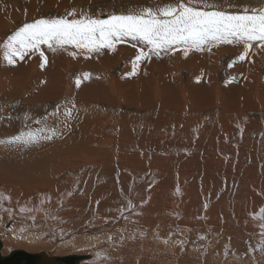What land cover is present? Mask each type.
Listing matches in <instances>:
<instances>
[{"label":"rangeland","instance_id":"obj_1","mask_svg":"<svg viewBox=\"0 0 264 264\" xmlns=\"http://www.w3.org/2000/svg\"><path fill=\"white\" fill-rule=\"evenodd\" d=\"M168 2L170 0H161L162 4ZM208 2L219 3L220 0H208ZM232 2L234 7L231 10L233 11H238L245 6H257V0H251L250 5L249 0H240L239 4H236V0H232ZM155 3L156 0H0V45L23 23L38 18L65 16L72 9H76L77 13L83 10L104 17L111 12H127L132 8ZM224 6L229 7L227 3ZM133 44H136L137 47H133ZM139 45V42L129 39L126 42L118 43L113 48L115 50L118 48L117 52L113 49L87 52L66 46L65 48L68 49L66 51L71 54L75 52L76 55H72L71 62L64 64L60 70L61 75H58V78H62L63 87L59 89L58 83L54 88L56 92L54 91V96L51 98H46L53 93L49 90L52 85L48 83L53 80L51 72L57 69L52 58L54 55L55 58H60V54L65 48L53 52L47 46L41 45V51L47 57V63L42 69L39 52H30L25 55L23 60L15 58L16 63L9 65L3 59L4 49L0 47V122L7 118L11 120V123H14L13 126L5 128L10 129V132L6 130L4 133H0V139H6L28 130L43 129L41 134L44 135L48 134V129L54 128L60 134L63 126L69 124L68 132L63 129L61 136L57 135L50 140H41L44 142L42 144H34L41 149L50 141L59 140L62 143H58L54 149L62 150L67 147L68 139H72L71 146H74L79 138V132L76 129L77 133H75V128L70 122L74 119L77 122L88 119V123L85 122L83 126L89 144L85 146L93 149L87 152L76 146L75 150L67 149L61 154V160L70 163L71 166H65V169L57 173L56 181L52 180L55 186L60 183L63 188V183L67 179L80 180L81 186L73 190V195L66 194L68 196L61 206L59 205V192L54 196L53 204L50 205L48 202L40 204L41 208L51 210L52 214L59 218V220L53 219L52 222V228L56 227L60 230L57 242L52 237L53 232L44 227L43 220H37L36 225H41L51 234L45 233V230L41 231L42 227L41 230L33 228V230L21 232V226L25 228V226L32 225L30 221L20 219L18 211L11 218L7 214V195L15 197L22 192L23 197L39 198L41 193L38 190H41L42 187H36V184L32 183L31 186H35V190L30 191L23 185L17 188L14 186L15 184L9 185L0 180V193H2L0 196L4 197L3 200H0V238H5L3 232L12 230L14 231L12 235L19 240L18 243H14L15 245L5 242L6 248L4 245L2 246V254L6 255L12 249H22L29 253L46 251L51 255L61 256L87 254L90 255L89 264H100L99 261L103 259L104 255L110 257L108 264H264V251L258 248L262 239L261 232L252 222V218L255 216H250L249 209L256 205L264 207V186L262 185L264 184V106L259 107V104L261 105L260 98L264 102L260 95L264 94V49L256 48L254 43L255 53L240 61L237 57L243 51L242 45L222 44L215 47L214 55L211 54V56H215L212 65L207 59L208 54L212 52L205 50L201 53L189 50L185 55L184 49L178 47L175 52H162L159 57L151 55L150 61L149 58L142 60L133 71L132 62L138 54V48L141 47ZM143 48L146 52L148 51L147 47ZM153 58L157 59L152 63ZM192 59L197 60L198 64ZM98 60L104 61V63L96 64L95 69L98 70L97 68L102 67L98 73L103 77L107 74V78L110 79L109 83L111 80L120 81L123 83V87L127 88L139 81L146 82L147 77L150 76V79L154 78L158 81L154 84H163L165 87L159 88L160 91H157V99L152 107H147V103L142 104L143 102L136 106L130 104L129 100L132 101L136 96L135 90L129 93L130 97L126 99L120 97L115 100L109 90L102 94L103 97L108 96L109 101L101 99L102 101L99 102H91V98L82 93L81 96L84 97L82 103L87 102L88 106H86L87 109L80 107L71 98L75 97L77 100V97H80V92L84 90L81 87L82 83L87 85L89 82V79H84V73L89 75L91 64ZM29 62L30 67L35 66V71L32 70L28 75L23 72V69ZM229 63L233 65L231 68L228 67ZM247 64L250 65L248 72L244 68ZM242 68L243 70H241ZM240 70L242 75L247 74V76H240ZM103 77L96 79V75L94 76L95 87L105 79ZM13 78L16 80L14 81ZM20 78L25 81L16 82L20 81ZM77 79L82 80L78 87ZM42 80L47 83V88L44 91L45 97L40 94L37 98L32 97L34 88L41 85ZM241 83L248 84L250 87L256 86L260 90L258 105L252 100L254 97L245 99L247 97L245 89L242 91L243 96L237 97V88ZM14 84L19 87H15ZM207 85L217 88V100H215L214 91L210 96H205L201 100L204 87ZM178 86L181 87L183 96H185L178 101L179 103L183 101L182 107L176 109L173 107V103L170 104L166 101L164 95L167 93V89L175 91ZM39 91L41 89L36 93ZM223 95L225 100L222 99ZM69 99L72 104H68ZM232 99L234 101L232 109L228 110L223 103H231ZM234 103L235 105H233ZM71 107L74 112L69 118L63 112ZM81 114H85L84 119ZM3 122L5 123V121ZM19 149L20 146H16L17 155L11 154V149L0 150V167L5 168L0 174L11 170L19 171L18 175H11L14 183L34 178V175L22 163V157L29 163L34 162V158L40 159L44 163L49 161H45L48 159L47 150L41 155L30 157L29 153L25 154L26 148L23 152ZM49 151L58 154L56 151ZM93 151H96V154H91ZM72 152L79 156L74 158L75 156L71 155L68 159L70 161L66 160L68 153ZM116 156H120L116 160L122 161L115 162ZM25 169L26 171H24ZM130 170H135L133 176H131ZM249 179L252 180L250 184L248 183ZM133 180L137 182L132 193L140 187L143 189L144 195L149 188L148 185L153 182H155L154 190H157V185L169 189L181 187L184 196L188 197L190 212L185 217H180L181 213L176 214L178 210L175 212L170 208V211H167V222L158 225L160 231H156L155 238L151 234L143 232L144 234L141 235L136 231L132 232L130 237L121 238L118 232L119 220L115 216L119 211L129 210L128 196L131 192L129 186ZM107 186L113 187L115 195L113 194L112 200L105 205L98 202V206L86 203L88 198L95 199V192L107 189ZM47 187L50 189L49 185ZM47 187H44V190L48 189ZM206 191H208L209 198L206 205H202L199 201L200 193ZM82 193L86 194V199L81 206L76 208V204L73 206L69 200ZM99 196L102 194L97 195V197ZM81 198L83 199V197ZM171 200L172 196L168 195L167 208L171 207ZM201 201L204 202V199ZM125 202H127L126 205ZM212 202H214L213 207H207ZM69 208L70 211L74 210L75 212H70ZM96 210L99 215H96ZM100 212L111 213L109 216H102ZM211 212L214 213V216ZM260 216L262 218V215ZM178 217L179 219L175 220ZM206 217L207 221L204 220ZM172 218L174 219L172 220ZM210 218L213 220L211 221ZM60 220L65 222L60 223ZM184 220L188 222H184ZM177 222L183 223L178 225ZM257 223L259 226V222ZM211 224H214L215 227ZM155 227L157 228V225ZM157 232L160 234V239H156ZM24 233L40 235L42 240H38L47 242V245L42 243L41 245L36 244V247L34 245L26 248L20 240L30 241V239L23 238ZM124 233L128 234L126 228ZM109 236H111V240L108 239ZM145 236L157 244L158 241L165 240L168 243H161L160 249L158 247L154 252L152 251L154 256L147 254L146 257H138L137 253L141 251L139 245L135 244L133 247H129V245L132 241L136 242L139 239L145 241ZM200 237H204V239ZM176 241L184 242L183 250ZM165 246V249L169 250H162ZM226 247L227 253L225 252ZM176 248L177 250H175ZM98 252L102 254L99 260L97 259Z\"/></svg>","mask_w":264,"mask_h":264},{"label":"snow or ice","instance_id":"obj_2","mask_svg":"<svg viewBox=\"0 0 264 264\" xmlns=\"http://www.w3.org/2000/svg\"><path fill=\"white\" fill-rule=\"evenodd\" d=\"M226 3L229 5L227 8L224 6ZM239 3L240 0H236V4ZM232 7V0H220L219 3H209L208 0H170L163 4L161 0H156L155 4L132 8L122 13L111 12L104 17L83 10L77 13L76 9H72L65 16L38 18L23 23L7 36L0 47L4 49L3 59L9 65L16 63L15 58L23 60L26 54L39 52L42 69L47 63V57L41 51V45L47 46L53 52L66 46L87 52H100L101 49H113L118 43L129 39L148 49L146 52L143 47L138 48V54L132 62L133 71L142 60L150 58L151 55L159 57L162 52H175L178 47H182L187 55L189 50L202 53L205 50L211 52L213 47L222 44L242 45L243 51L237 59L243 61L248 57L249 51L253 50L254 43L256 48L264 49V0H257L256 7L245 6L238 11L231 10ZM133 47L137 45L133 44ZM72 55L75 56L76 53L73 52ZM232 66V63H229L228 67ZM87 78L88 73H85L84 79ZM80 82V79L76 80L77 87ZM65 115L70 118V110H66ZM43 131H21L6 139H0V144L27 147L59 135L54 128L48 129V134L42 135ZM3 199L4 197L0 196V200ZM40 203L43 204L44 201ZM128 208L132 209L131 200ZM19 211L43 212L47 218L59 219L51 210L39 206H21ZM8 213L11 218L10 209ZM260 213L264 218V208L260 209ZM31 219L34 220L35 216H31ZM260 227L262 239L258 248L264 251V224ZM20 231H25V228L21 226ZM108 239L111 240V236ZM164 243L168 241L165 240ZM176 243L180 244L183 250L184 242ZM225 252L227 253V247ZM101 255L97 253L98 260ZM109 260L110 257L104 255L100 264H108Z\"/></svg>","mask_w":264,"mask_h":264},{"label":"bare ground","instance_id":"obj_3","mask_svg":"<svg viewBox=\"0 0 264 264\" xmlns=\"http://www.w3.org/2000/svg\"><path fill=\"white\" fill-rule=\"evenodd\" d=\"M26 12V11H25ZM2 19V18H1ZM10 19V18H9ZM66 50H68L67 48H65V49H63L62 50V52H61V54H60V58H55V55H54V58H52V60L54 61V63L56 64V66H57V69L54 71V72H51L52 74V78H53V80L50 82V83H48L49 85L51 84L52 86H51V89L49 88V90H50V92L52 93L49 97H46V98H51V97H53L54 96V93L56 92L55 90L56 89H54V88H56L57 87V85H58V83H59V89H61L62 87H63V83H62V78L60 79V77L58 78V75H61V73H60V70L64 67V64H67L68 62H71V60L73 59V57H72V54L70 53V52H68V51H66ZM113 50H115V49H113ZM116 52L118 51V48H117V50H115ZM114 51V52H115ZM213 51H215V47H213V49H212V53H207L208 54V56H207V59L210 61V64H213V61H214V58H215V56H211V54H213L214 55V52ZM255 51H256V49L255 48H253V50L249 53V55L248 56H252L253 55V53H255ZM112 52V51H111ZM115 52V53H116ZM107 53V52H106ZM114 53V54H115ZM99 55H100V53H98ZM105 54V53H104ZM108 54V53H107ZM107 54H106V56H107ZM113 54V53H112ZM113 54V55H114ZM59 56V55H58ZM104 56V55H103ZM110 56V55H109ZM67 57H69V58H71V59H69V58H67ZM77 57V56H76ZM65 58V59H64ZM105 58V57H104ZM111 58V57H110ZM108 59V58H107ZM193 60V59H192ZM57 61V62H56ZM76 61V60H75ZM194 62H196L197 60H193ZM77 62V61H76ZM58 63V64H57ZM102 63H104V61L103 62H100L99 60H98V62H95V63H90L91 64V72H90V74L88 75V78H87V80L89 79V82H87L88 84L87 85H84L83 83H82V85H81V87H82V89H84L83 91H81L80 92V97H77L78 99V101L75 99V97L74 98H71L72 100H73V102H77L76 104H78L80 107H85L86 109H87V107L86 106H88V103L86 102L85 104L84 103H82L83 101H84V97H82L81 95H82V93H85V96H87V97H89V98H91V102H99V101H102L101 99H103V101H109V98H108V96H104L103 97V93H105L106 91H109V90H111V92H112V96L114 97V100L115 99H119L120 97H124V99H126L127 97H130V94L129 93H131L132 91H136V96L133 98V100L131 101V99L129 100V103L130 104H132V105H137V104H140V103H142V104H146V106L147 107H152L153 105H154V102L156 101V99H157V91L159 90L160 91V89L159 88H164L165 86L162 84V85H157V84H154V83H156V82H158V81H156V80H154V78H151L150 79V76H149V78L147 77V81L146 82H143V81H139V82H137L136 84H132V85H130V86H128L127 88H125V87H123L124 85H123V83H121L120 81H116V82H114V81H112L111 80V82L109 83V81H110V79L109 78H107L108 76H107V74H105V79L100 83V85H98V86H96L95 87V85H94V82H93V79H94V76L96 75V79H99V78H101V77H103V76H101V74L100 73H98L99 72V69L100 68H102V67H100V68H97L98 70H96L95 69V67L97 66V65H99V64H102ZM197 64H198V62H196ZM33 64V63H32ZM89 64V65H90ZM97 64V65H96ZM108 64V63H107ZM34 65V64H33ZM93 65V66H92ZM96 65V66H95ZM109 65V64H108ZM25 66H27V67H24V69H23V72L24 73H28V75L29 74H31V70L33 69V67L34 66H32V67H30V62L29 63H27ZM101 66V65H100ZM104 66V65H103ZM132 66V65H131ZM250 65L249 64H247L244 68H246L245 69V71H247L248 72V70L250 69V67H249ZM87 67V66H86ZM161 69V68H160ZM59 70V71H58ZM103 70V69H102ZM243 70V69H242ZM52 71V70H51ZM104 71V70H103ZM207 71H208V69H207ZM163 73V72H162ZM85 74V73H84ZM160 74H161V72H160ZM104 75V74H103ZM151 75V74H150ZM22 76V75H21ZM23 76H25V74H23ZM152 76V75H151ZM240 76H242V77H246L247 76V74H245V75H242V72H241V70H240ZM29 77V76H28ZM103 77V78H104ZM14 79V78H13ZM16 80V78L14 79V81ZM24 79H21L20 78V81H16V82H18V83H20V82H22ZM166 80V79H165ZM25 81V80H24ZM82 81V80H81ZM23 83H25V82H23ZM86 83V82H85ZM170 83V82H169ZM40 84L41 85H39V87H38V89H35L34 88V93H32V97H34V98H37L38 96H39V94L41 95V96H43V97H45L44 95V91L46 90V86H47V83L44 81V80H42L41 82H40ZM125 84V83H124ZM17 85V84H16ZM15 84H14V86L15 87H19L18 85L16 86ZM94 85V86H93ZM167 85V84H166ZM80 86V85H79ZM6 87V86H5ZM14 87V88H15ZM48 87H50V86H48ZM172 87V86H171ZM8 88V87H7ZM205 88V90H204V94H203V96L201 97V100H203V97H205V96H210L211 94H212V92L214 91L215 92V97H216V99L215 100H217V88L215 87V86H205L204 87ZM211 88H213V89H211ZM4 89V88H3ZM39 89H41V91H39L38 93H36ZM66 89V88H65ZM64 89V90H65ZM226 89V88H225ZM245 89V94L247 93V97L245 98V99H250V98H252V97H254V98H252V100H254L255 102H256V105H258V100H259V98H260V96H259V94L261 93L260 92V90H258V88H256V86H253V87H250L248 84H244V83H241V85H239L238 86V88H237V97L238 98H240L241 96H243V93H242V91ZM166 90V89H165ZM168 91H167V93H165V95L164 96H166V101L168 102V103H173V107L174 108H176V109H179V108H181L182 107V105H183V101L181 102V103H179L178 101H180V99H182V97H184L183 96V92H182V90H181V87L180 86H178V87H176V90L175 91H171V90H173V89H167ZM15 91H16V89H15ZM55 91V92H54ZM163 92H165V91H163ZM162 93V92H161ZM71 94V93H70ZM163 94V93H162ZM161 94V95H162ZM228 94V93H227ZM34 95V96H33ZM48 95V94H47ZM67 95H68V93H67ZM72 95V94H71ZM262 97H263V99H264V94L262 95V94H260ZM73 96V95H72ZM30 97H31V95H30ZM232 97V96H231ZM245 97V96H244ZM44 99V98H43ZM71 99H69V101H68V104H72V101H71ZM160 99H162V98H160ZM159 99V100H160ZM222 99L223 100H225V96L223 95L222 96ZM116 101H118V100H116ZM165 101V102H166ZM193 101V100H192ZM231 101V100H230ZM260 101H261V105L259 104V107H263L264 106V102L261 100V98H260ZM234 101H233V99H232V101H231V103H227V102H224L223 103V105H225V107H226V109H232V103H233ZM244 102V101H243ZM77 105V106H78ZM160 105V104H159ZM165 105V104H164ZM233 105H235V103L233 104ZM68 106V105H67ZM75 106V105H74ZM170 106V105H169ZM69 107V106H68ZM79 107V108H80ZM161 108H163V107H161ZM166 108V107H165ZM171 108V107H170ZM195 108V107H194ZM164 109V108H163ZM225 109V108H224ZM70 112L71 113H73L74 112V110H73V108L71 107L70 109ZM66 111V110H65ZM64 111V112H65ZM87 111V110H86ZM63 112V114H65ZM84 112V111H83ZM82 113V112H81ZM62 114V115H63ZM82 115V118L84 119L85 118V114H81ZM61 116V115H60ZM98 116V115H97ZM67 117V116H66ZM93 117V116H92ZM98 117H100V116H98ZM153 118V117H152ZM157 118V117H156ZM169 118V117H168ZM61 119V118H60ZM67 119V118H66ZM9 120V121H8ZM54 120V119H53ZM88 119H84L83 120V122H77V120L76 119H74V120H72L71 122H70V124L71 125H73V127L75 128V133H77V131L79 132V138L77 139V142H76V144L74 145V146H71V143H72V139H68L67 141H68V145H67V147L66 148H64V149H62V150H57V149H54L55 148V146L58 144V143H62L61 141H59V140H52V141H50L48 144H46V145H44V147L43 148H39L38 146H34V144L33 145H30V146H27V147H25V146H20V149H19V151H21V152H23L24 151V149L26 148V152H25V154L26 155H28V153L30 154V157H32V156H38V155H41V154H43L46 150H47V160H45V161H48V162H42L40 159H37V158H31V159H33V160H35L34 162H32L31 160V162L29 163L28 162V160H25L23 157H22V163L26 166V168H28L27 170L28 171H30L33 175H34V178H32V179H29V180H27L26 178H24V179H26L27 181H21L19 178V180L20 181H15V183H14V181H13V178H11V175H18L19 174V171H14V170H11V171H7V172H4V173H2V174H0V180L1 181H5V182H7V184H9V185H14L15 187H17L18 188V186H20V185H23V186H25V187H27L28 188V190H35V186L36 187H42V189L41 190H38V189H36V190H38L40 193H41V196L39 197V198H37V197H31V198H27V197H23V193L21 192V194H19L18 196H10V195H7L6 196V198H7V209L9 210H11V212H12V216L14 215V213H16L17 211L19 212V218L20 219H22L23 221H30V223L32 224L31 226H29V227H26L25 226V230H33V228L34 229H38V230H41V225H36L37 224V220H43L44 221V227H46L47 228V230L49 229L50 230V232H53V235H52V237L54 238V240H55V242H57L56 240H58V237L60 236V230L59 229H56V227L55 228H52V222H53V219H51V218H47V217H41V216H44V213L43 212H35V213H21L20 211H19V208L21 207V206H25V207H28V208H34V207H36V206H39V207H41L40 206V202L41 201H44V203L45 202H48L50 205L51 204H53L54 203V196L59 192V195H60V198H59V201H60V206H61V204H62V202H64L65 201V199H66V197L68 196V195H66V194H69V193H71L72 195H73V190L74 189H78V188H80V180H78V181H73V180H69V179H67V180H65L64 181V187L63 188H61V185H60V183H58V181H57V185L55 186V183L52 181V180H55V176H57L58 174V172L60 171V170H62V169H65V166H71V164L70 163H68V162H63L62 160H61V154L64 152V151H66L67 149H71V150H75L76 149V146H79V147H77L78 149H81V148H83L85 151H91V150H93V149H91V148H87L86 146H88L89 144H88V138H87V135H86V133H85V131H84V128H83V126H84V123L86 122V123H88V121H87ZM159 120V119H158ZM3 121H5V123L3 122ZM189 121H190V119H189ZM53 122V121H52ZM57 122V121H56ZM60 122V121H59ZM187 122H188V120H187ZM189 123V122H188ZM13 124L14 123H11V120L10 119H4V120H2L1 122H0V133H4L6 130H10V129H5L6 127H8V126H13ZM35 124V123H34ZM54 124H56V123H54ZM46 125V124H45ZM57 125V124H56ZM59 127V126H58ZM69 124H67V125H65V126H63V128H62V131L60 132V134H59V136H61L62 135V133H63V129H66L67 130V132H68V129H69ZM72 127V128H73ZM13 128V127H12ZM76 129H77V131H76ZM14 131V130H13ZM10 132V131H9ZM182 132V131H181ZM181 134V133H180ZM122 136V135H121ZM178 136V135H177ZM105 138V137H104ZM121 142V141H120ZM42 143H44V142H42V141H40L39 143H37V144H42ZM86 145V146H85ZM73 147H75V148H73ZM7 150V149H11V151H12V153L11 154H13V155H17V152H16V146H6V145H0V150L2 151V150ZM49 150H53V151H56V152H58V154H56V153H53V152H50ZM80 151V150H79ZM120 153V152H119ZM82 154V153H81ZM91 154H96V151H93ZM122 154V153H121ZM46 155V154H45ZM71 155H72V157H74V158H76V156H79V155H77L75 152H72L71 154H69L68 153V155H67V157L65 158L66 160H68L69 159V157H71ZM141 155V154H140ZM121 156V155H120ZM120 156H116L115 157V159H114V161L116 160V159H118V158H120ZM46 157V156H45ZM18 158H20V156H18ZM102 158V157H101ZM45 159V158H44ZM104 159V158H103ZM75 160V159H74ZM78 160V159H77ZM203 160V159H202ZM68 161H70V160H68ZM120 161H122V160H116L115 162H120ZM160 161V160H159ZM127 162V161H126ZM125 162V163H126ZM141 162V161H140ZM122 163V162H121ZM129 163H131V162H129ZM103 164V163H102ZM117 164V163H116ZM145 164V163H144ZM98 165H101V164H98ZM117 165H119V164H117ZM23 166V165H22ZM114 166V165H113ZM127 166V165H126ZM24 167V166H23ZM25 168V167H24ZM119 168H121V167H119ZM5 170V168H1L0 167V172L1 171H4ZM122 170V169H121ZM24 171H26V169L24 170ZM21 172H23V171H21ZM24 173V172H23ZM30 173V174H31ZM21 174V173H20ZM26 174H27V172H26ZM130 174H131V176H133L134 174H135V170H130ZM24 177H25V175H23ZM23 176L21 177V179L23 178ZM15 179V178H14ZM250 180V181H249ZM247 182L250 184V182H252V180L251 179H249ZM56 181V180H55ZM137 181L136 180H133L132 182H131V184H130V186H129V189L131 190V192H130V195L128 196V201L129 200H131V203H132V208H134L133 210H127V211H125V210H122V211H119L118 212V214L115 216V214H114V216L116 217V219L117 220H119V226H118V232H119V234H120V237L122 238V237H125V236H129L130 237V235H131V233L132 232H140V234H141V231H142V233L144 232V233H147V234H151V236L152 237H156L155 236V234H156V231H160L159 230V228H158V225H160V224H166L165 222H167L166 220V218H168V212L167 211H170V208L172 209V210H174L175 212H177V210H178V212L176 213V214H179V213H181L180 214V217H185L190 211H189V206H188V204H189V202L187 201L188 200V197H186V196H184V192H183V190L182 189H180L179 187H174V188H172V189H169V188H165V186H163V188H165V189H163V188H161V185H157V190H154V183L155 182H153L151 185H148L149 186V188H148V190H146V187H145V192H146V194L144 195V193H143V189L142 188H138L135 192H133L132 193V189L135 187V183H136ZM255 182H258V181H255ZM262 182V181H261ZM32 183H35L36 185L33 187V186H31L32 185ZM37 183H39V184H37ZM161 183H163V182H161ZM62 184V185H63ZM34 185V184H33ZM49 185V187H50V189L47 187ZM263 186H264V184H262ZM256 186H257V184H256ZM44 187H47L48 189H46V190H44ZM108 189V190H107ZM107 189H104V190H102V191H97V192H95V199L94 198H88V200L86 201V203H90L89 205H91V206H94L95 204L97 205V203L98 202H101V205H105L106 203H108L110 200H112L113 199V194L115 195V193L113 192V187L112 186H110V187H108L107 186ZM204 189V188H203ZM42 190H44V191H42ZM86 190V189H85ZM207 190V189H206ZM36 192V191H35ZM37 193V192H36ZM86 193V192H85ZM160 193H164V194H166V195H161ZM186 193V192H185ZM0 194H2V193H0ZM84 193H82V194H78V196H76L75 195V197L73 198V199H71V200H69L70 201V203H72L73 204V206H74V204H76L75 206H76V208L78 207V206H81L82 204H83V201H84V199H86L85 197H86V194L85 195H83ZM98 194H102V196H99V197H97V195ZM173 194V195H172ZM168 195H171L172 196V200H171V207H166V204H167V202H166V200L168 199ZM175 195V196H174ZM186 195V194H185ZM200 197L201 198H199V201H200V203H202V205H206V203H207V200H208V191H206V192H202V193H200ZM88 196V195H87ZM144 196H145V198H144ZM174 196V197H173ZM81 197H83V199L81 198ZM198 199V198H197ZM202 199H204V202H202L201 200ZM68 201V202H69ZM159 201V203H157ZM177 202H179V203H177ZM43 203V204H44ZM85 203V202H84ZM103 203V204H102ZM112 203V202H111ZM126 203L127 202H125L124 204L126 205ZM213 203L214 202H212L210 205H207V207H209L210 206V208L211 207H213ZM264 203V202H263ZM72 204H70V205H72ZM100 205V206H101ZM98 206V205H97ZM65 208H66V206H65ZM99 208V207H98ZM101 208V207H100ZM261 208H264V207H262L261 205H256L255 207H253V206H251V207H249V209H250V211H251V214H250V216H255V217H253L252 219V222L255 224V227L256 228H259V230H260V232H261V227H260V225L261 224H264V219L263 218H261V216L260 215H262L261 213H260V209ZM142 209V210H141ZM209 209V208H208ZM67 210V209H66ZM99 210H101V209H99ZM69 211H70V208H69ZM74 211V210H73ZM73 211H70V212H73ZM97 212H96V215H99V213H98V210H96ZM104 211H106V210H104ZM146 211V215L144 216V212ZM152 211H154V212H152ZM211 211V210H210ZM75 212V211H74ZM193 212V211H192ZM78 213V212H77ZM76 213V214H77ZM83 213V212H82ZM101 213V215L102 216H109L110 215V213L111 212H105V213H102V212H100ZM195 213V212H194ZM197 214H198V212H196ZM211 213H213V212H211ZM7 214H8V216H9V213H8V211H7ZM35 216V219L33 220V219H31V216ZM172 215V214H171ZM196 215V214H195ZM205 215V214H204ZM249 215V214H248ZM95 216V215H94ZM213 216H214V213H213ZM216 216H217V214H216ZM174 217V216H173ZM192 217V216H191ZM207 217H208V214H207ZM207 217L206 218H204V220H206L207 219ZM175 218V217H174ZM174 218H172V220L174 219ZM209 218V217H208ZM213 218V217H212ZM177 219H179V217L178 218H176L175 220H177ZM181 219V218H180ZM188 219V218H187ZM215 219V218H214ZM59 220V219H58ZM169 220V219H168ZM175 220H174V222H175ZM182 220V219H181ZM189 220V219H188ZM191 220V219H190ZM196 220H197V218H196ZM203 220V219H202ZM210 220H211V218H210ZM213 220V219H212ZM211 220V221H212ZM180 221V220H179ZM192 221V220H191ZM190 221V222H191ZM207 221V220H206ZM36 222V223H35ZM184 222H188V221H185L184 220ZM193 222V221H192ZM209 223H210V221H208ZM215 222V221H214ZM257 222H259V226L257 225L258 223ZM178 223V222H177ZM176 223V224H177ZM181 223H183V222H179L178 223V225L179 224H181ZM213 223V222H212ZM168 224V223H167ZM194 224V223H193ZM200 224H202V223H200ZM215 224V223H214ZM214 224H211V225H214ZM155 225H157V228L155 227ZM190 225V224H189ZM206 225V224H205ZM204 225V226H205ZM208 225V224H207ZM216 225V224H215ZM215 225H214V227H215ZM175 226V225H174ZM177 226V225H176ZM193 226V225H192ZM217 226V225H216ZM40 227V228H39ZM189 227V226H188ZM194 227H196V226H194ZM218 227V226H217ZM216 227V228H217ZM125 228H126V231H128V234H125L124 233V231H125ZM190 228H191V226H190ZM193 228V227H192ZM213 228V227H212ZM42 229H43V227H42ZM120 229V230H119ZM188 229V228H187ZM194 229V228H193ZM218 229V228H217ZM46 231L45 233H47L48 231L46 230V229H43V230H41V231ZM52 230V231H51ZM191 230V229H190ZM185 231V230H184ZM187 231V230H186ZM192 231V230H191ZM26 232V231H25ZM28 232V231H27ZM116 232H117V230H116ZM118 232H117V234H118ZM157 232V233H158ZM193 232V231H192ZM212 232V231H211ZM214 232H216V231H214ZM12 233H14V231H5V232H3V234H4V236H5V238H3V236H2V238L3 239H1L0 238V242H1V245L3 246L4 245V247H5V242H7L8 244H12V245H15L14 243H18V238H16L14 235H12ZM42 233V232H41ZM44 233V234H45ZM49 233V232H48ZM143 233V234H144ZM194 233V232H193ZM200 233V232H199ZM213 233V232H212ZM211 233V234H212ZM217 233V232H216ZM43 234V233H42ZM49 234H51V233H49ZM190 234V233H189ZM194 234H196V233H194ZM210 234V235H211ZM159 233H158V237L156 238V239H158L159 238ZM214 235V234H213ZM146 236H148V235H146ZM145 236V237H146ZM150 236V235H149ZM188 235H186V237H187ZM215 236H217V235H215ZM22 237L23 238H26V239H30V241H23V240H20L21 241V244H23V246H25L26 248H28L29 246H34L35 245V247H36V244H38V245H41L42 243L45 245L47 242H41L40 240H38V239H41V237H40V235H38V234H34V235H31L30 233H24L23 235H22ZM51 237V236H50ZM52 237L50 238V240L52 239ZM164 238H165V236H163ZM189 237V236H188ZM120 238V239H121ZM5 239V240H4ZM160 239V238H159ZM191 239V238H190ZM235 239V238H234ZM42 240V239H41ZM184 240V239H183ZM119 241V240H118ZM158 241V240H157ZM35 242H37V243H35ZM54 243V242H53ZM161 243H163L164 244V241H161V242H159L158 241V244L155 242V241H152L150 238H148V237H146V240L144 241V239L143 240H141V239H139V241L137 240L136 242L135 241H132L131 242V244L129 245V247H133L135 244H138L139 245V247H140V252H138L137 253V256L138 257H146L147 256V254H149V255H151V256H154V250H156V248H158L159 247V249H160V246H161ZM238 243V242H237ZM47 245V244H46ZM45 245V246H46ZM49 245V244H48ZM51 245V244H50ZM53 245V244H52ZM173 246V245H172ZM171 246V247H172ZM8 247V246H7ZM38 247V246H37ZM43 247V246H42ZM57 247H58V245H57ZM111 247V246H110ZM113 247V246H112ZM127 247H128V245H127ZM128 247V248H129ZM175 247V246H174ZM177 247V246H176ZM2 248L3 247H1L0 248V254L4 257V256H6L8 253H10L11 251H13V250H22V249H12V250H10L6 255L5 254H2ZM6 248V247H5ZM166 248V246L162 249V250H164ZM241 248V247H240ZM237 249V248H236ZM243 249V248H242ZM75 250V249H74ZM111 250V249H110ZM148 250H150L149 252H148ZM161 250V251H162ZM167 250H169V249H167ZM166 249H165V251H167ZM175 250H177V248L175 249ZM238 251H240L239 249H237ZM24 251H26V250H24ZM112 251V250H111ZM153 251V252H152ZM158 251V250H157ZM28 252V251H27ZM46 252V251H45ZM113 252V251H112ZM47 253V252H46ZM48 255H49V253H48ZM51 255V254H50ZM69 255V254H68ZM75 255H79V254H75ZM56 256H61V255H56ZM62 256H64V255H62ZM119 258V257H118ZM90 260V258L89 259H85V260H81L80 261V263L82 262V263H84V262H86V263H88V261ZM100 262V261H99ZM89 264V263H88Z\"/></svg>","mask_w":264,"mask_h":264},{"label":"water","instance_id":"obj_4","mask_svg":"<svg viewBox=\"0 0 264 264\" xmlns=\"http://www.w3.org/2000/svg\"><path fill=\"white\" fill-rule=\"evenodd\" d=\"M89 258L90 255L87 254L56 256L48 255L45 251L29 253L24 250H13L4 257L0 254V264H88L86 262L80 263V261Z\"/></svg>","mask_w":264,"mask_h":264},{"label":"crops","instance_id":"obj_5","mask_svg":"<svg viewBox=\"0 0 264 264\" xmlns=\"http://www.w3.org/2000/svg\"><path fill=\"white\" fill-rule=\"evenodd\" d=\"M139 46H141V47H145L144 45H141V44H140ZM160 56H161V55H160ZM155 59H157V58H153V59H152V63L154 62ZM150 60H151V57L149 58V61H150ZM239 62H240V61H239ZM68 63H70V62H68ZM68 63H67V64H68ZM212 65H213V64H212ZM34 68H35V66H34L33 69H32L33 71H35ZM242 69H243V68H242ZM242 69H241V70H242ZM32 70H31V71H32ZM26 82H27V79H26ZM38 87H39V85L36 86L35 89H38Z\"/></svg>","mask_w":264,"mask_h":264}]
</instances>
